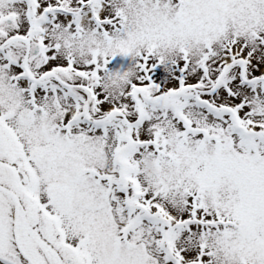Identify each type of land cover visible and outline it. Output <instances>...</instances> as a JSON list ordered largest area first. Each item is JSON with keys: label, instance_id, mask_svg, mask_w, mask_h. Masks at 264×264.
<instances>
[{"label": "snow or ice", "instance_id": "1", "mask_svg": "<svg viewBox=\"0 0 264 264\" xmlns=\"http://www.w3.org/2000/svg\"><path fill=\"white\" fill-rule=\"evenodd\" d=\"M0 264H264V0H0Z\"/></svg>", "mask_w": 264, "mask_h": 264}]
</instances>
